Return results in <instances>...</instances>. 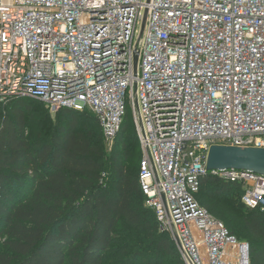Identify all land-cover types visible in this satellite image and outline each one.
<instances>
[{
    "label": "built area",
    "instance_id": "built-area-1",
    "mask_svg": "<svg viewBox=\"0 0 264 264\" xmlns=\"http://www.w3.org/2000/svg\"><path fill=\"white\" fill-rule=\"evenodd\" d=\"M26 98L91 111L109 153L131 109L146 206L184 264H251L197 196L212 175L264 211L263 174L207 170L212 146L264 148V0H0V108Z\"/></svg>",
    "mask_w": 264,
    "mask_h": 264
},
{
    "label": "trees",
    "instance_id": "trees-1",
    "mask_svg": "<svg viewBox=\"0 0 264 264\" xmlns=\"http://www.w3.org/2000/svg\"><path fill=\"white\" fill-rule=\"evenodd\" d=\"M6 107L9 113L0 115V264H184L155 212L144 207L142 150L129 112L109 153L91 111L65 108L55 119L30 98ZM86 113L95 117L91 125L81 119ZM130 128L140 148L138 173L124 163ZM206 181L218 194L237 191L242 202L241 184L208 175L201 189ZM242 205L251 264H264V211ZM203 206L224 217L232 235L240 231L229 210Z\"/></svg>",
    "mask_w": 264,
    "mask_h": 264
},
{
    "label": "rangeland",
    "instance_id": "rangeland-1",
    "mask_svg": "<svg viewBox=\"0 0 264 264\" xmlns=\"http://www.w3.org/2000/svg\"><path fill=\"white\" fill-rule=\"evenodd\" d=\"M39 106L43 107L42 105H39ZM38 110H41V109H38ZM7 113H9V108L6 107V105L0 108V115L1 114L5 115ZM129 114H130L131 119L133 120L131 109L129 111ZM52 117L56 119L57 114L52 115ZM81 119L87 120L88 125H91L92 123L96 121L92 113H86L84 115V118L82 117ZM127 138H128V141L130 142V151H129L130 155L126 160H124V163L127 166V168H131L138 173L139 162H140L141 156H140L139 144L137 141V135L133 128L129 129ZM118 149L119 147L116 150ZM142 199L144 201V207H146L150 211V208L146 206V201L144 197ZM198 200L203 205H205L208 202L215 203L218 206V209L224 212H227L229 210V216H231V220L234 226H236L240 230L234 233L235 236H237V238L240 241L249 242L252 245L250 236L247 234L246 226L244 222V218L247 215V209L242 205L240 194H238L237 191H233L232 193H227V194H218L217 191L212 187V185L208 181H206V183L203 185L202 189L200 190V193L198 195ZM210 210L212 211L211 208ZM217 216L225 223V225H227V222L225 221L224 217L219 216V215ZM151 220L153 222L155 221V216L153 212L151 213ZM229 229L232 230L230 227ZM106 264H109V263H106ZM165 264H168V263H165Z\"/></svg>",
    "mask_w": 264,
    "mask_h": 264
},
{
    "label": "water",
    "instance_id": "water-1",
    "mask_svg": "<svg viewBox=\"0 0 264 264\" xmlns=\"http://www.w3.org/2000/svg\"><path fill=\"white\" fill-rule=\"evenodd\" d=\"M250 170L264 175V148L251 146H212L207 170Z\"/></svg>",
    "mask_w": 264,
    "mask_h": 264
},
{
    "label": "snow or ice",
    "instance_id": "snow-or-ice-1",
    "mask_svg": "<svg viewBox=\"0 0 264 264\" xmlns=\"http://www.w3.org/2000/svg\"><path fill=\"white\" fill-rule=\"evenodd\" d=\"M174 59H175V58H174ZM216 95H217V96H219V95H220V93H216Z\"/></svg>",
    "mask_w": 264,
    "mask_h": 264
}]
</instances>
